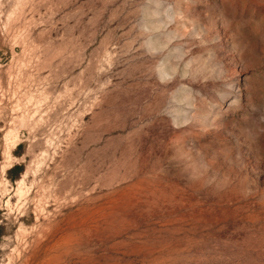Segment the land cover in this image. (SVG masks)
Wrapping results in <instances>:
<instances>
[{
    "label": "rangeland",
    "instance_id": "1",
    "mask_svg": "<svg viewBox=\"0 0 264 264\" xmlns=\"http://www.w3.org/2000/svg\"><path fill=\"white\" fill-rule=\"evenodd\" d=\"M0 264H264V0H0Z\"/></svg>",
    "mask_w": 264,
    "mask_h": 264
},
{
    "label": "trees",
    "instance_id": "2",
    "mask_svg": "<svg viewBox=\"0 0 264 264\" xmlns=\"http://www.w3.org/2000/svg\"><path fill=\"white\" fill-rule=\"evenodd\" d=\"M18 169L16 165H14L13 167H11L9 170H8V173L12 172L13 170H16ZM14 176L11 177V179H13Z\"/></svg>",
    "mask_w": 264,
    "mask_h": 264
}]
</instances>
